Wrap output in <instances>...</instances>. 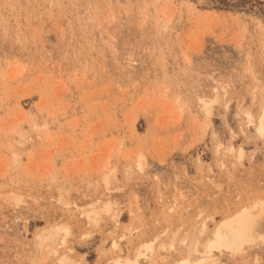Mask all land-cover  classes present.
Wrapping results in <instances>:
<instances>
[{"label": "rangeland", "instance_id": "obj_1", "mask_svg": "<svg viewBox=\"0 0 264 264\" xmlns=\"http://www.w3.org/2000/svg\"><path fill=\"white\" fill-rule=\"evenodd\" d=\"M263 111L264 0H0V264H264Z\"/></svg>", "mask_w": 264, "mask_h": 264}, {"label": "bare ground", "instance_id": "obj_2", "mask_svg": "<svg viewBox=\"0 0 264 264\" xmlns=\"http://www.w3.org/2000/svg\"><path fill=\"white\" fill-rule=\"evenodd\" d=\"M224 88V87H223ZM222 89V88H221ZM215 90V88H214ZM215 92V91H214ZM205 99V98H204ZM199 101V100H198ZM200 106L201 109H206L209 105V103L207 104L206 101L204 100H200ZM204 111V110H203ZM247 113V112H246ZM263 113L264 111L262 112V114L260 115V118L258 119V125H257V131L258 132H261L262 130H264V116H263ZM243 114V113H242ZM249 114V113H247ZM260 114V113H259ZM245 121V120H244ZM250 119H249V116L247 118V122H249ZM7 130V131H6ZM6 133H9V136L13 137V135L15 134V136H18V137H21L20 133L16 130V128L14 127H8L6 129ZM255 130V131H256ZM14 136V137H15ZM260 136V135H259ZM12 139V138H10ZM18 139V138H17ZM12 140L15 141V143H18V142H21L20 140H16V138H13ZM20 144V143H18ZM105 179V178H103ZM106 180V179H105ZM14 203V201H12ZM16 202V201H15ZM15 204V203H14ZM243 214H239L233 218H231L230 220L229 219H226L224 220L222 223H220L221 225H219V227H217L216 231L212 232L213 234H215V238L213 237L212 241L210 243H207L205 248H231V249H236L239 248L241 246V243L246 241V238H247V231H249L250 229V226H251V220L249 219L248 215H246V213L244 214V211L242 212ZM54 230V229H53ZM57 231V230H56ZM41 232V231H40ZM38 233L39 236V240H41V235H43V233H45V237L47 235H49L50 233V230L49 232H47L46 230L42 231V233ZM58 233V231H57ZM51 234V233H50ZM53 234V233H52ZM41 236V237H40ZM54 238L56 237V234L54 233L52 235ZM44 235H43V239L45 238ZM51 236L49 235V237L47 236V238L49 239H52L50 238ZM42 239V240H43ZM193 247V246H191ZM193 249V248H192ZM206 250V249H205ZM190 251V250H189ZM195 251V250H194ZM192 252V251H191ZM188 256V255H187ZM150 257V256H149ZM147 257V258H149ZM136 258V257H135ZM143 258V257H142ZM138 259V258H137ZM140 259V258H139ZM195 259V258H194ZM150 260V259H149ZM152 260V259H151ZM134 262V261H133ZM190 260L188 261L187 259L182 261L180 264H190ZM114 263V262H113ZM135 263V262H134ZM132 262H127V263H124V264H134ZM179 263V262H178ZM115 264H118L117 262H115Z\"/></svg>", "mask_w": 264, "mask_h": 264}]
</instances>
